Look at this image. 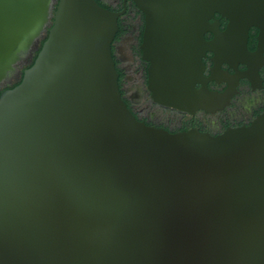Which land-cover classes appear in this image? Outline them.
<instances>
[{"label": "water", "instance_id": "95a60500", "mask_svg": "<svg viewBox=\"0 0 264 264\" xmlns=\"http://www.w3.org/2000/svg\"><path fill=\"white\" fill-rule=\"evenodd\" d=\"M132 1L154 103L229 98L206 86L207 51V80L222 63L258 75L264 0ZM118 16L96 0H0V84L52 18L0 92V264H264V113L217 135L139 120L112 57Z\"/></svg>", "mask_w": 264, "mask_h": 264}, {"label": "flooded vegetation", "instance_id": "af4514ba", "mask_svg": "<svg viewBox=\"0 0 264 264\" xmlns=\"http://www.w3.org/2000/svg\"><path fill=\"white\" fill-rule=\"evenodd\" d=\"M98 1L96 0L100 6L119 13L116 33L119 25L122 32L117 37L115 33L111 52L118 77L119 72L121 74L120 83H118L121 96L136 118L148 125L161 127L170 132L197 129L217 135L230 128L247 126L258 115L264 113V52L262 59L258 61V75L252 79L240 76L247 70V65L239 62L235 64V67L233 64L222 63L219 73H215L210 80L207 78L211 75L214 66V53L205 52L202 62L206 86L213 94H223L231 89V96L227 99H220L206 107L198 108L193 113L154 103L146 86L148 63L141 59L140 44L144 26L142 12L132 0ZM53 11L54 7L51 14ZM215 18L219 20V29L224 30L227 20L218 14H215ZM48 26L39 40L44 37ZM258 32L259 30L255 27H251L248 31L246 47L250 52H255L257 49ZM204 38L209 41L213 38V34L206 32ZM35 50L32 48L18 70L11 72L0 84V92L10 88L19 79ZM196 88H200V84H196Z\"/></svg>", "mask_w": 264, "mask_h": 264}, {"label": "trees", "instance_id": "16d2710c", "mask_svg": "<svg viewBox=\"0 0 264 264\" xmlns=\"http://www.w3.org/2000/svg\"><path fill=\"white\" fill-rule=\"evenodd\" d=\"M97 1H98V0H97ZM98 3L101 4L99 1H98ZM51 22H52V19H51ZM51 22H50V25L48 26V28L46 29V32H45L44 37L41 38V39L39 40V43H38L37 49L34 51L33 56H32V58H31L30 62L26 65V68L29 67V66H31V64L33 63V61H34V59H35V57H36V55H37V52H38L39 49L41 48V45H42L43 41L45 40V38H46V36H47V31H48L49 27L51 26ZM121 32H122V30H121V27H120V25H119V30H118V32L116 33V37H117ZM120 75H121V74H120V72H119L118 83H120ZM21 78H22V73H21L19 79H18L15 83H13V85L10 86V88H12V87H14L15 85H17V84L21 81Z\"/></svg>", "mask_w": 264, "mask_h": 264}]
</instances>
